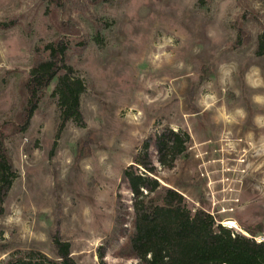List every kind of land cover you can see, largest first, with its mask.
Wrapping results in <instances>:
<instances>
[{
	"label": "rangeland",
	"instance_id": "1",
	"mask_svg": "<svg viewBox=\"0 0 264 264\" xmlns=\"http://www.w3.org/2000/svg\"><path fill=\"white\" fill-rule=\"evenodd\" d=\"M263 29L264 0H0V137L15 170L0 264L59 260L55 238L77 264H150L131 250L122 183L146 141L157 180L190 210L241 234L264 227ZM57 43L52 58L46 46ZM66 65L85 84L83 122L56 139ZM167 129L190 136L171 170L153 147Z\"/></svg>",
	"mask_w": 264,
	"mask_h": 264
},
{
	"label": "trees",
	"instance_id": "2",
	"mask_svg": "<svg viewBox=\"0 0 264 264\" xmlns=\"http://www.w3.org/2000/svg\"><path fill=\"white\" fill-rule=\"evenodd\" d=\"M62 0H52L60 3ZM60 43L46 46L52 58L59 53ZM256 55L264 56V29L258 37ZM84 81L76 76L71 66H64L57 80L59 139L70 122L82 124L81 98ZM36 111L29 103L27 114L20 119L24 130ZM190 136L184 132L165 130L154 142L155 161L163 169L171 170L177 160L187 156ZM146 141L133 164L124 169L122 183L132 193V227L129 243L136 259L149 256L150 264H264V227L242 228L248 236L226 228L215 217L202 209L192 211L184 196L176 189L161 185L157 180V166ZM15 178L6 145L0 137V216ZM57 257L52 260L43 254L28 253L10 264H77L70 256V245L54 240Z\"/></svg>",
	"mask_w": 264,
	"mask_h": 264
},
{
	"label": "bare ground",
	"instance_id": "3",
	"mask_svg": "<svg viewBox=\"0 0 264 264\" xmlns=\"http://www.w3.org/2000/svg\"><path fill=\"white\" fill-rule=\"evenodd\" d=\"M228 225L231 227V228H233V229H237V230H239L240 231V229L238 228V226H237V224L235 223V222H228ZM228 226V227H229ZM243 232V234H245L246 236H247V233H245L244 231H242Z\"/></svg>",
	"mask_w": 264,
	"mask_h": 264
},
{
	"label": "water",
	"instance_id": "4",
	"mask_svg": "<svg viewBox=\"0 0 264 264\" xmlns=\"http://www.w3.org/2000/svg\"><path fill=\"white\" fill-rule=\"evenodd\" d=\"M132 164H133V163H132ZM132 164H131V165H132ZM263 240H264V239H263Z\"/></svg>",
	"mask_w": 264,
	"mask_h": 264
}]
</instances>
